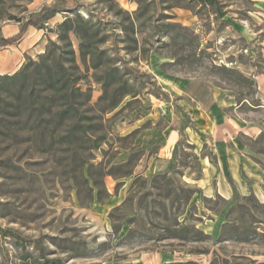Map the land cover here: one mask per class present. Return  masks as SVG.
<instances>
[{
	"label": "rangeland",
	"instance_id": "obj_1",
	"mask_svg": "<svg viewBox=\"0 0 264 264\" xmlns=\"http://www.w3.org/2000/svg\"><path fill=\"white\" fill-rule=\"evenodd\" d=\"M207 1L0 0L2 38L76 2L111 58L93 69L69 35L106 137L80 164L0 134V264H264V2ZM67 15L27 26L40 48L23 65L62 45ZM108 67L134 93L111 111ZM176 224L203 236L175 239Z\"/></svg>",
	"mask_w": 264,
	"mask_h": 264
},
{
	"label": "trees",
	"instance_id": "obj_2",
	"mask_svg": "<svg viewBox=\"0 0 264 264\" xmlns=\"http://www.w3.org/2000/svg\"><path fill=\"white\" fill-rule=\"evenodd\" d=\"M77 6L75 2L65 10L56 6L43 8L35 21H28L20 27L17 35L11 38L0 37V48L6 47L17 42L27 26L39 27L42 18L49 19L58 12L71 14L57 27V38L62 45L51 42L46 52L38 55L36 60L29 59L17 72L0 77V134L16 143L31 144L42 154L70 152L68 160L76 165L82 160L76 151L97 150L106 137L100 134L102 125L97 123V117L92 114L93 109L88 107L91 100L89 91L82 90L79 86L78 66L74 51L69 49V35L79 38L81 56L91 57L93 69L111 62V58L106 57L105 53H96L93 39L97 34V27L91 19H82L74 12ZM172 27V24L166 25V28ZM102 41L103 38L98 42ZM222 70L237 72L224 67ZM98 82L101 83L103 92L98 103L106 104L105 111L113 110L125 96L134 95L127 89V81L123 80V75L116 67H108L103 71ZM176 226L174 229H167L175 239L196 240L203 236L201 231L193 228L189 235L190 228L179 227L178 224ZM261 236L264 238V234Z\"/></svg>",
	"mask_w": 264,
	"mask_h": 264
},
{
	"label": "crops",
	"instance_id": "obj_3",
	"mask_svg": "<svg viewBox=\"0 0 264 264\" xmlns=\"http://www.w3.org/2000/svg\"><path fill=\"white\" fill-rule=\"evenodd\" d=\"M260 1L264 2V0H254V2ZM33 30L34 28H29L17 44L0 49V77L17 72L24 63V55L38 52L41 35L34 37ZM261 87L264 88L262 83L259 84V89Z\"/></svg>",
	"mask_w": 264,
	"mask_h": 264
}]
</instances>
